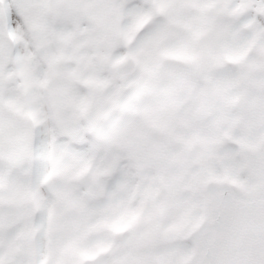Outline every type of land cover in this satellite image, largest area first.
Returning <instances> with one entry per match:
<instances>
[{
    "label": "snow or ice",
    "instance_id": "6c2138e0",
    "mask_svg": "<svg viewBox=\"0 0 264 264\" xmlns=\"http://www.w3.org/2000/svg\"><path fill=\"white\" fill-rule=\"evenodd\" d=\"M0 264H264V0H0Z\"/></svg>",
    "mask_w": 264,
    "mask_h": 264
}]
</instances>
